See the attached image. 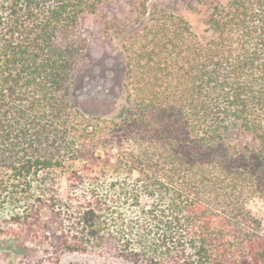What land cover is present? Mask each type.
Wrapping results in <instances>:
<instances>
[{"label": "trees", "instance_id": "1", "mask_svg": "<svg viewBox=\"0 0 264 264\" xmlns=\"http://www.w3.org/2000/svg\"><path fill=\"white\" fill-rule=\"evenodd\" d=\"M112 1L0 0V234L22 235L46 206L44 238L66 253L264 264L247 207L264 197V0H184L196 26L127 0L104 23L125 63V104L107 118L71 92L88 49L79 20Z\"/></svg>", "mask_w": 264, "mask_h": 264}, {"label": "rangeland", "instance_id": "2", "mask_svg": "<svg viewBox=\"0 0 264 264\" xmlns=\"http://www.w3.org/2000/svg\"><path fill=\"white\" fill-rule=\"evenodd\" d=\"M158 3L181 12L194 26L197 25L196 16L184 9V0H159ZM129 8L127 0L109 2L96 13L83 15L75 29L79 36L86 39L88 49L78 66L71 99L87 115L116 118L125 104L122 34L113 32L108 36L104 32V23L114 16H126ZM56 175L60 177V193L65 197L69 185L67 178L71 172L58 170ZM9 176L5 175L7 182H16ZM247 207L260 221L264 232V197L250 198ZM41 210L40 224L31 225L22 235L0 234V264H140L126 261L108 249L63 252L56 238L50 243L44 238L52 216L46 206Z\"/></svg>", "mask_w": 264, "mask_h": 264}]
</instances>
